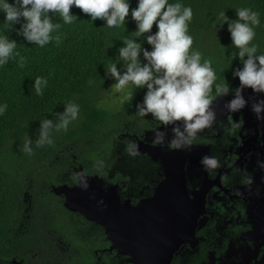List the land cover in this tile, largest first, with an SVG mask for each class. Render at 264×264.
Masks as SVG:
<instances>
[{"label":"trees","instance_id":"trees-1","mask_svg":"<svg viewBox=\"0 0 264 264\" xmlns=\"http://www.w3.org/2000/svg\"><path fill=\"white\" fill-rule=\"evenodd\" d=\"M128 2L125 25L114 29L107 28L100 19L91 21L75 6L70 9V14L77 17L72 24H64L58 13L53 16L50 12L52 22L60 24L53 35H60L62 42L57 46L53 41L43 48L17 35L19 24L7 29L0 13V34L15 40V51L27 60L24 68L18 67L15 60L0 67V103L8 104L6 113L0 116V264L13 256L19 264H77L81 259L77 253L59 251L49 238V230L68 228L69 218L74 216L62 205V194L59 196L52 188L72 186L79 167L85 174L97 172V161L123 148V133L135 135L141 127L159 123L151 114L141 118L136 113L135 106L142 102L146 89L130 88L114 97L116 81L106 75L107 66L118 59L122 40L135 35L131 10L137 7V0ZM169 2L192 7V48L199 50L203 59L212 60L217 84L225 78L230 86L233 70L243 67L238 57L231 59L238 50L231 44L227 23L219 25L221 12L235 20L236 8L258 11L260 25L255 29L253 43L259 45L258 54H264V0ZM156 31L154 23L151 33ZM135 39L151 50L143 36ZM140 60L145 62L142 53ZM117 68H122V62L117 63ZM37 76L48 78L42 96H37L32 87ZM128 91H134L132 99L124 102ZM211 95L216 98L215 91ZM68 101L80 105V120L70 125L67 132H54L53 144L36 148L40 121L55 119L54 115L62 112ZM25 136L33 141L31 156L22 151Z\"/></svg>","mask_w":264,"mask_h":264},{"label":"flooded vegetation","instance_id":"flooded-vegetation-1","mask_svg":"<svg viewBox=\"0 0 264 264\" xmlns=\"http://www.w3.org/2000/svg\"><path fill=\"white\" fill-rule=\"evenodd\" d=\"M244 92L249 98L264 97L250 88ZM215 104V123L188 149L167 145L171 131H166L165 144L139 149L147 132L163 127L159 122L141 127L135 135L123 133V148L104 155L97 172L75 170V175L80 171L96 175L105 192L113 187L119 203L133 208L146 204L164 186L172 204L151 208H164L167 214L152 220L139 211L135 216L139 230L132 241L139 243L138 253H128L127 247L111 240L105 225L68 209L65 198L62 205L74 216L68 228L49 230L53 245L77 253L81 258L77 264H264V170L257 167L264 161V123L256 120L250 106L230 113L217 100ZM233 121L243 126L234 128ZM133 142L138 151L129 148ZM204 155L215 156L220 167L206 172L199 163ZM249 174L250 187L245 183ZM7 261L20 263L15 256Z\"/></svg>","mask_w":264,"mask_h":264},{"label":"clouds","instance_id":"clouds-1","mask_svg":"<svg viewBox=\"0 0 264 264\" xmlns=\"http://www.w3.org/2000/svg\"><path fill=\"white\" fill-rule=\"evenodd\" d=\"M75 6L91 17V21L100 19L109 29L118 28L126 23L129 16L128 0H0V13L3 14L5 27L9 30L19 24L17 35L25 41L41 48L55 41L59 46L62 42L60 35H53L60 24L53 23L49 16L58 13L64 24H72L77 17L70 14ZM222 27L227 23L231 44L238 50L231 59L238 57L243 67L233 70L234 78L239 79V86L232 89L224 78L223 83L217 84L216 70L212 67L211 59H203L199 50L192 48L193 37L189 34V23L193 18L191 6L180 2L170 3L169 0H137V7L131 10V18L136 22L134 38H124L123 46L118 49V59L113 60L107 68L106 75L116 82L112 95L124 93L126 89H146L141 103L136 104V113L141 117L148 114L160 122L164 128H171V139L167 145L176 150L190 148L198 135L211 127L217 115L211 108L215 91L216 97L231 95L225 104L230 113H237L250 106L257 121H264V99H245L243 91L252 89L253 94H264V54H258L259 45L253 43L260 25V13L248 7L236 8L235 20H229L225 12L220 13ZM155 23L157 31L151 33ZM145 33H150L144 36ZM144 37L151 46L145 49L135 38ZM17 43L8 35L0 34V67L10 60H15L18 67L24 68L27 60L15 51ZM144 63H141L140 55ZM247 57V59H245ZM18 58V59H17ZM122 62V68L117 63ZM230 66V65H229ZM89 85L93 81L88 82ZM215 85V88L213 87ZM48 86V78L37 76L32 87L37 96H42ZM134 91H128L124 102L132 99ZM8 109L7 103H0V116ZM55 119L43 118L40 121L39 137L35 147L40 148L53 144L52 134L67 132L70 125L78 122L80 105L68 101L64 110L56 113ZM232 127L241 128L242 122H231ZM167 133L159 129L154 132L153 143H166ZM33 141L28 136L24 138L22 151L33 155ZM129 148H136L134 142ZM206 172L216 170L220 162L215 156L204 155L199 161ZM102 165L103 161H97ZM257 167L264 170V161H258ZM78 187L86 190L88 177L76 173ZM250 187L253 176L249 174L245 181Z\"/></svg>","mask_w":264,"mask_h":264},{"label":"water","instance_id":"water-1","mask_svg":"<svg viewBox=\"0 0 264 264\" xmlns=\"http://www.w3.org/2000/svg\"><path fill=\"white\" fill-rule=\"evenodd\" d=\"M139 149L149 150L153 144L140 143ZM79 173H82L81 171ZM88 177V187L86 190L74 186L61 185L53 188V192L62 194L66 200L65 205L72 211H79L89 219H94L97 222L106 226L108 236L111 240L116 239L117 244L127 247L128 253H138L139 243L132 241L135 232L139 230L134 223L139 220L135 219L137 212L147 215L150 220L152 216L166 215L164 208L155 210L151 206H166L172 202L168 200L169 194L162 185L157 194L148 199L139 207L133 208L128 205H121L118 201V196L113 187H109L107 192L104 191L102 181L96 175H85ZM146 216V217H147ZM165 217V216H164ZM133 223V224H132ZM159 223L156 228L159 227ZM151 226L148 227V229ZM150 237L156 239L152 233ZM162 243V242H161ZM141 245V244H140Z\"/></svg>","mask_w":264,"mask_h":264},{"label":"rangeland","instance_id":"rangeland-1","mask_svg":"<svg viewBox=\"0 0 264 264\" xmlns=\"http://www.w3.org/2000/svg\"><path fill=\"white\" fill-rule=\"evenodd\" d=\"M234 82H236L235 84H233L232 85V89H235L236 87H238L239 86V79H236V80H234L233 81V83ZM248 90V88H246L244 91H247ZM243 91V95H244V97H245V99L247 100V99H249V96L245 93ZM232 97H231V95H228V97H218V98H216L215 100H213V101H215L216 102V100L220 103V106H225V104L231 99ZM254 99H264V97H259V98H254ZM110 100V99H109ZM111 101V100H110ZM215 102L213 103V105H212V108L214 107V106H216V104H215ZM254 116V115H253ZM255 117V116H254ZM262 123H264V121H261ZM155 130H157V128L155 129ZM155 130H153V131H151V132H147L148 134H146V137L148 138L147 139V141H145L144 143H146V144H153L154 145V143H153V140H154V132H155ZM159 130H161V131H171V128H164V127H161V128H159ZM137 144V143H136Z\"/></svg>","mask_w":264,"mask_h":264}]
</instances>
